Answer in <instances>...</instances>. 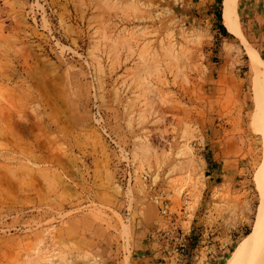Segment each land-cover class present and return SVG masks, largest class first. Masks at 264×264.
<instances>
[{"label": "rangeland", "instance_id": "obj_1", "mask_svg": "<svg viewBox=\"0 0 264 264\" xmlns=\"http://www.w3.org/2000/svg\"><path fill=\"white\" fill-rule=\"evenodd\" d=\"M233 1L228 41L213 0H0V264L227 263L264 83Z\"/></svg>", "mask_w": 264, "mask_h": 264}, {"label": "bare ground", "instance_id": "obj_2", "mask_svg": "<svg viewBox=\"0 0 264 264\" xmlns=\"http://www.w3.org/2000/svg\"><path fill=\"white\" fill-rule=\"evenodd\" d=\"M234 27V25H233ZM254 131L257 140L249 142L254 152L257 141L261 143V156L254 172V182L260 199L254 222L250 231L240 240L226 264H264V83L256 95ZM250 118V116H249ZM254 118V114L252 117ZM257 155V152H254ZM256 158V156H255Z\"/></svg>", "mask_w": 264, "mask_h": 264}, {"label": "crops", "instance_id": "obj_3", "mask_svg": "<svg viewBox=\"0 0 264 264\" xmlns=\"http://www.w3.org/2000/svg\"><path fill=\"white\" fill-rule=\"evenodd\" d=\"M215 2V6H219L217 3V0H213ZM229 3H227L226 7L227 9L222 13L221 15V21L217 18L216 19V28L214 30L215 34L218 37L223 38L224 40H228L230 38H234L232 36L234 35V32L232 30L231 23L229 22L227 16H225V13L228 12V16L232 18L236 28L238 29V22H237V15L235 14V8L233 6V0H228ZM222 2V0H221ZM225 0H223L224 5ZM264 5L261 0H237V8L239 11L240 19H241V31L243 33L244 38L248 42V44L256 45L258 49L262 48L263 39H264ZM218 9H222V6L216 7L214 11H217ZM224 10V8H223ZM222 23L225 27L227 33L229 35H223L222 34V28L219 27V24ZM234 44H238L237 42H234Z\"/></svg>", "mask_w": 264, "mask_h": 264}, {"label": "trees", "instance_id": "obj_4", "mask_svg": "<svg viewBox=\"0 0 264 264\" xmlns=\"http://www.w3.org/2000/svg\"><path fill=\"white\" fill-rule=\"evenodd\" d=\"M217 3H218L219 6H221V0H217ZM216 16H217V18L221 21V12H220V9H218V13H217ZM219 27L222 28V34H223V35H225V36H226V35H229V33H227V31H226V29H225V27L223 26L222 23L219 24ZM246 234H247V233H246Z\"/></svg>", "mask_w": 264, "mask_h": 264}]
</instances>
